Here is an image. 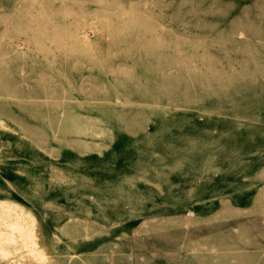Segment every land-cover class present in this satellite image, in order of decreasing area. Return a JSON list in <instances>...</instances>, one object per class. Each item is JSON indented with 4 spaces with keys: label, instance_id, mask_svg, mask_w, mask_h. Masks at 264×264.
Returning <instances> with one entry per match:
<instances>
[{
    "label": "rangeland",
    "instance_id": "1",
    "mask_svg": "<svg viewBox=\"0 0 264 264\" xmlns=\"http://www.w3.org/2000/svg\"><path fill=\"white\" fill-rule=\"evenodd\" d=\"M0 264H264V0H0Z\"/></svg>",
    "mask_w": 264,
    "mask_h": 264
}]
</instances>
